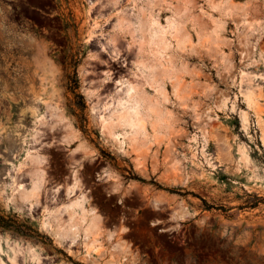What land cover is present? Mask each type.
I'll list each match as a JSON object with an SVG mask.
<instances>
[{
	"label": "rangeland",
	"instance_id": "obj_1",
	"mask_svg": "<svg viewBox=\"0 0 264 264\" xmlns=\"http://www.w3.org/2000/svg\"><path fill=\"white\" fill-rule=\"evenodd\" d=\"M165 94L145 147L102 130L152 133ZM71 187L91 256L46 225ZM0 264H264V0H0Z\"/></svg>",
	"mask_w": 264,
	"mask_h": 264
},
{
	"label": "bare ground",
	"instance_id": "obj_2",
	"mask_svg": "<svg viewBox=\"0 0 264 264\" xmlns=\"http://www.w3.org/2000/svg\"><path fill=\"white\" fill-rule=\"evenodd\" d=\"M224 41L225 40L222 37L218 38V44H222L224 43ZM215 47L213 46V48L211 47L208 50L214 49L215 51H217L218 49L217 47L216 48ZM188 67H189L188 65H184L183 68L184 70H187ZM186 91H187V87L184 83H181V81H177L174 83L173 93L176 95V97L186 99V96H185ZM257 91L258 90L255 88H249V90L247 91L245 98L249 105H253L256 103L255 100L257 97ZM163 99L164 100H163L161 107L153 112L154 118L151 120V126H152V131H153L152 133L148 129L147 121L142 118H140L139 120V127L137 130L138 132L136 131V133L132 134L131 136L129 135L125 136L124 134L120 132L114 131L109 122L103 125L102 130L105 132V134L109 135V137H111L112 140L115 141L116 145L122 150H125L127 148L129 149L131 148L132 150H137L142 147H145L149 143L151 135L155 138L158 137L159 134H161L162 132L168 129V127L170 126L173 120L171 113L165 109V102L168 100V94H165ZM245 119L246 118H244V120ZM71 134L73 136V133ZM30 158L31 157H29V159ZM32 159H34V156ZM34 160H35V162L33 161L34 164L37 163L36 159ZM34 173H35L34 174L35 176H39V177H37L38 179H34L31 182L32 184L28 190H23V192L20 193L21 195H19V199L23 201L33 199V197L38 196L40 193L41 181L43 182V179L41 178L42 175H36V172ZM70 192H71V195H69L66 201H63L62 207L61 206L58 207L57 212L54 213V216L52 217L53 219L49 218L51 220L46 221V225H49L50 227H52L55 234L59 235L60 238L71 237L75 240L79 237V234L82 231L85 236V250L87 254L91 256L92 252L95 250V247H96V246L94 247L93 244L96 245V242L98 241V236L101 234L100 232L101 218L97 213L95 212L89 213L88 210H86L83 207H82V210L80 211L81 213L76 212L75 209L78 208L79 205H81L79 204V202L81 201L83 197L81 196L83 193L74 195L75 187L73 188L71 187ZM73 211L75 213L70 215V212H73ZM67 214H69L70 216L69 219L65 217ZM111 262H117V261L113 259L111 260Z\"/></svg>",
	"mask_w": 264,
	"mask_h": 264
},
{
	"label": "water",
	"instance_id": "obj_3",
	"mask_svg": "<svg viewBox=\"0 0 264 264\" xmlns=\"http://www.w3.org/2000/svg\"><path fill=\"white\" fill-rule=\"evenodd\" d=\"M155 203H157V200H154V201H153V204H155ZM180 213H181V210H180V209H179V210H176V211H173V213H172V217H173L174 219H178L179 216H180Z\"/></svg>",
	"mask_w": 264,
	"mask_h": 264
}]
</instances>
